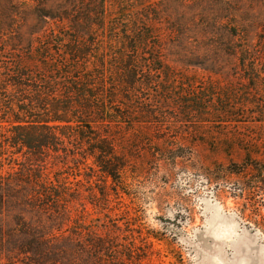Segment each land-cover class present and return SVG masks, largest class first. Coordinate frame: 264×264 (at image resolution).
Listing matches in <instances>:
<instances>
[{
  "label": "trees",
  "instance_id": "16d2710c",
  "mask_svg": "<svg viewBox=\"0 0 264 264\" xmlns=\"http://www.w3.org/2000/svg\"><path fill=\"white\" fill-rule=\"evenodd\" d=\"M54 1L49 13L43 10L52 0H22L23 10L12 3L24 22L30 14L51 20L49 27L0 23V261L145 264L148 238L158 237L109 207L108 187L120 189L140 149L132 145L142 137L136 128L159 124L168 108L177 121L239 123L238 110L256 105L250 93L264 81V46L252 43L236 17L228 28L198 31L199 44L188 51L182 33L152 25L158 17L147 0H132V16L109 20L107 0ZM176 56L229 62L240 81L173 92L168 84L178 71L169 59ZM255 114L264 122V110ZM163 142L152 149L158 169L186 156L187 144ZM231 165L213 169L249 173L264 194V162L247 153L237 169Z\"/></svg>",
  "mask_w": 264,
  "mask_h": 264
},
{
  "label": "rangeland",
  "instance_id": "374dc122",
  "mask_svg": "<svg viewBox=\"0 0 264 264\" xmlns=\"http://www.w3.org/2000/svg\"><path fill=\"white\" fill-rule=\"evenodd\" d=\"M147 1L153 19L158 17L152 25L162 32L172 28L182 33L180 43L185 50L197 47L199 41L194 37L198 31L228 28L232 17L241 21L252 43L264 46V0ZM12 3L20 10L25 9L22 0H0L3 26L39 29L52 25L51 20H40L30 14L24 22ZM56 3L49 2L43 12L49 13ZM132 6V0H107L106 18L109 20L121 13L119 17L126 19L132 16L128 11ZM214 17L219 24L210 26L214 25ZM169 64L178 71L168 84L173 92L190 91V86L201 87L208 83L222 87L240 81L230 75L233 66L229 62L176 56L169 59ZM260 83L261 88L250 93L255 95L256 105L238 110L239 123L226 125L221 118L213 117L199 122L191 116L177 121L172 118L173 110L168 108L159 124L136 128L142 137L132 144L140 147L130 162L133 172L123 176L120 189L112 191L115 187H108L109 207L113 213L131 217L134 223L140 222L143 232L158 237L159 240L148 238L145 264H264V194L255 188L260 185L258 179L249 173L213 169L214 165L229 163H232L231 168L237 169V163L247 153L264 162V122H259L261 118L255 114L264 110V81ZM151 93L145 91L143 95L148 98ZM163 140L175 145L187 144L185 147L191 152L185 149L184 158L162 163L158 169L152 149L163 147ZM190 143L194 144L188 145ZM65 172L75 173L70 168ZM68 177L70 181L83 179ZM100 179L95 190L104 186L103 178ZM3 261L0 264H4Z\"/></svg>",
  "mask_w": 264,
  "mask_h": 264
}]
</instances>
